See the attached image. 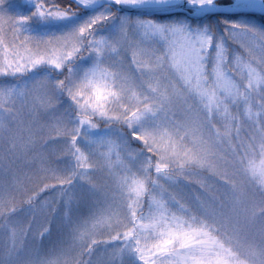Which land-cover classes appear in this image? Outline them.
Instances as JSON below:
<instances>
[{
	"label": "rangeland",
	"instance_id": "1",
	"mask_svg": "<svg viewBox=\"0 0 264 264\" xmlns=\"http://www.w3.org/2000/svg\"><path fill=\"white\" fill-rule=\"evenodd\" d=\"M18 1L30 16L34 3ZM15 11L8 0L0 4L2 16L15 20ZM89 12L63 21L33 18L24 29L59 36L111 10ZM111 17L92 27L96 45L73 61L74 80L95 69L113 93L104 115L95 116L123 109L129 133L122 122L103 123V131L89 123L83 148L68 159L67 129L85 122L71 115L92 117L71 98L73 81L57 86L63 75L47 65L0 75V264H73L94 242L100 249L89 264H127L134 250L149 264H264V35L242 33L232 51L226 43L221 75L209 69L205 78L151 44L143 24L152 18ZM26 55L0 24V58L19 63ZM83 160L92 169L76 185L10 211Z\"/></svg>",
	"mask_w": 264,
	"mask_h": 264
},
{
	"label": "snow or ice",
	"instance_id": "2",
	"mask_svg": "<svg viewBox=\"0 0 264 264\" xmlns=\"http://www.w3.org/2000/svg\"><path fill=\"white\" fill-rule=\"evenodd\" d=\"M26 3H34V11L30 16L20 15L17 19L0 15V24L13 32L14 39L18 40L25 48L26 58L14 63L11 60L0 58V75L23 74L29 69L35 71L37 67L47 65L58 74L64 76L65 81H73L74 89H69V94L74 102L79 101L81 109L99 111L104 115V108L113 93L107 91L105 79L95 69L86 72L83 77L74 80V63L82 57L84 52L91 53L96 45L95 34L91 30L96 22L103 23L104 18L111 19L110 13L97 15L85 25L59 36L33 37L25 34L24 26L30 24L33 18L41 21H63L71 18L70 10H63L53 4L46 5L42 0H25ZM81 8L92 10L102 3V0H76ZM109 6L116 5L128 8H153L167 11L177 5H186L193 13L214 12L224 5L221 0H103ZM3 4V0H0ZM227 7L251 8L264 11V0H234ZM223 26L222 32L216 24H198L189 19L171 18L165 20L149 19L144 22L151 34V44L157 46L158 51L170 54L177 58L181 66L190 74L200 77L211 69L217 77L221 75V68L228 53L225 36L231 35L234 39L242 33L256 31L264 35V29L242 22H234L225 19L218 21ZM91 41V43H89ZM65 69L68 72L65 73ZM57 80V86L62 85ZM68 87V85H64ZM89 89L90 92H86ZM63 90V88H61ZM139 139L138 135H134ZM143 264H149L146 254L143 256Z\"/></svg>",
	"mask_w": 264,
	"mask_h": 264
},
{
	"label": "trees",
	"instance_id": "3",
	"mask_svg": "<svg viewBox=\"0 0 264 264\" xmlns=\"http://www.w3.org/2000/svg\"><path fill=\"white\" fill-rule=\"evenodd\" d=\"M10 2L11 5L15 6L16 7V11L15 13L13 14V17L15 19H17L20 15H24V16H29L30 12L29 13H26L24 14L23 10H22V7L17 3L19 2L18 0H8ZM53 3H56L57 6H59L61 9L63 10H70V13L71 14H76V13H82V14H91V12H89L88 10H83L81 8H79L75 3H73L71 0H52ZM49 4H50V0L47 1ZM221 2L223 4H230L231 2H229L228 0H221ZM20 3V2H19ZM111 12L110 14L112 13V15H119V13H117L116 11L112 10L110 8ZM123 16V17H122ZM126 16L128 15H125V14H121L118 16V18H127ZM130 18H138V17H135V16H129ZM124 18V19H125ZM171 18H180V19H189L191 20L193 23H198V24H201V25H204V24H216L217 27H218V30L222 32L223 30V26L222 25H219L218 21L220 19H225V20H229V21H234V22H242V23H245V24H249V25H252V26H255L257 28H263L264 29V16H260V15H254V14H234V15H231V14H221V15H207L205 17H202V18H191L185 14H175V15H166V16H163L159 19H171ZM114 19V18H113ZM141 19V18H140ZM145 19V18H143ZM111 20V19H110ZM111 22V21H110ZM109 21L106 22V24L108 25L110 23ZM25 33L26 34H30L31 36H33L34 34H41L42 32L41 31H34V27H25ZM250 38L249 36H244L243 37V43H246L245 41ZM235 39L233 38L232 40L229 39V37L225 36V43H228L229 44V49L232 51V49H235L236 48V42L234 41ZM242 43V44H243ZM36 72V71H35ZM40 72V71H38ZM41 74V73H39ZM52 77V78H56L53 74H50L49 73H46L44 75H47ZM29 75V74H28ZM54 76V77H53ZM64 79V76L62 77H59L58 80H63ZM57 80L55 79V82ZM105 109H108V108H105ZM87 110H91V109H87ZM122 110H116L115 112H113L112 114H109L107 113L108 117L107 118H104V119H97V117L95 116V111L91 110V115L92 117H89V116H84L82 113H78L76 114L77 112H75V114L71 115V118H73L74 120L77 119V116L80 118H85V122H82L80 125H76L75 127H70V128H66L67 131H68V138L69 140H65V141H69L70 142V149L68 150L69 152L66 153L64 156L67 157L68 159H72L74 158V153L73 150H81V148H83V140H84V143L86 142V130H84V128H87V125L89 123H92L94 125H98L96 127V130H100V131H103L102 129V126H103V123H118V125L120 124V122H126V119L123 118L125 117V115L122 113ZM106 113V112H105ZM78 122V120H76V123ZM100 122V123H99ZM127 124L123 123L122 125V130L127 134L129 133L128 130L129 128H127ZM139 145V144H138ZM140 146V145H139ZM73 149V150H72ZM139 149V148H138ZM141 152H146L148 151V149H144L143 146H141V149H140ZM146 154V153H145ZM82 156V155H81ZM83 157V156H82ZM74 162L72 161V164ZM75 163L78 164V166H75L74 168H68V171H64L65 173H69L70 174H64L62 172H60L61 174L59 175V180L57 178L58 181L54 182V183H48L46 184L45 186H43L38 192H36L35 194L31 195L28 199H25L27 196H25L21 201H23V204H27L25 207H21L20 208H11L10 211H13V210H16V211H20L22 210L23 208H27V207H30L32 208L36 201H44L45 199H48L49 197H52V196H56L58 194H56V191L58 188H63L65 187V189L67 188V190L69 189V187L74 184L76 185L77 183V180L81 179V177H83L82 175H84V171L85 169L88 170V173H85V174H89L90 170L92 169V166L91 165H88L87 164V160L84 161L83 160V163H78L75 161ZM180 170V169H179ZM149 173H150V170H149ZM78 176V177H77ZM77 177V178H75ZM150 179V178H149ZM149 181V180H148ZM148 183V182H147ZM152 187V186H151ZM150 192H151V188H150V183L149 185L146 184V194L144 196V199L147 200V197H149L150 195ZM143 199V198H142ZM143 199V201H144ZM59 204L56 203V206H58ZM130 211L133 212V207L130 208ZM5 216V215H4ZM3 216V217H4ZM186 221L189 222V223H192L191 226L195 227V228H198V223L186 216H184ZM6 219H8L7 217H5ZM132 219V218H131ZM133 221V219H132ZM135 225H134V222H131V224L129 225V229L130 230L131 228H133ZM43 232L39 233V236H38V239L41 241V242H45L47 239H48V235H47V238H44L43 237ZM47 234V233H46ZM107 244L106 242H103L102 245H105ZM98 246V243L97 242H94V243H91L90 245L88 246H85L83 248V250L81 251L82 253V256L79 257V259L74 262L73 264H89V258L93 257V253L96 252L97 250H99L100 248H97ZM133 250V249H131ZM91 252V255L87 256L88 255V252ZM139 251L138 250H134V253L131 254L130 256L127 257V264H139L140 262H143L142 260V257L141 255L139 254ZM141 259V260H140ZM82 261H84L85 263H83Z\"/></svg>",
	"mask_w": 264,
	"mask_h": 264
},
{
	"label": "water",
	"instance_id": "4",
	"mask_svg": "<svg viewBox=\"0 0 264 264\" xmlns=\"http://www.w3.org/2000/svg\"><path fill=\"white\" fill-rule=\"evenodd\" d=\"M73 1L76 5L77 2L76 0H71ZM79 6V5H78ZM100 6H109L107 5L106 3L103 2L102 0V3L96 7H100ZM111 7L112 9L118 11V12H121V13H126V14H132V15H139V16H147V17H150V16H158V15H166V14H171V13H188V10H191L190 8H188L186 5H177L173 8H171L170 10H167V11H161V10H157V9H153V8H146V9H142V8H128V7H122V6H116V5H112V6H109ZM79 8H81L79 6ZM84 10H87L85 8H82ZM89 10V9H88ZM214 13H231V14H237V13H253V14H259V15H264V11H256V10H252V11H246V10H236V9H233V10H223V9H220L218 11H214Z\"/></svg>",
	"mask_w": 264,
	"mask_h": 264
},
{
	"label": "bare ground",
	"instance_id": "5",
	"mask_svg": "<svg viewBox=\"0 0 264 264\" xmlns=\"http://www.w3.org/2000/svg\"><path fill=\"white\" fill-rule=\"evenodd\" d=\"M242 9L247 10V11H252V10L259 11L258 9H251V8H248V9L242 8Z\"/></svg>",
	"mask_w": 264,
	"mask_h": 264
}]
</instances>
